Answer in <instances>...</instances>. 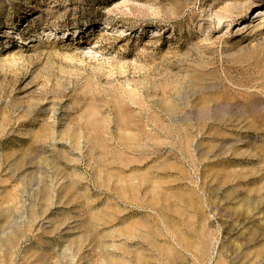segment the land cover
<instances>
[{
	"label": "rangeland",
	"instance_id": "374dc122",
	"mask_svg": "<svg viewBox=\"0 0 264 264\" xmlns=\"http://www.w3.org/2000/svg\"><path fill=\"white\" fill-rule=\"evenodd\" d=\"M252 1L0 0V264H264Z\"/></svg>",
	"mask_w": 264,
	"mask_h": 264
},
{
	"label": "bare ground",
	"instance_id": "6f19581e",
	"mask_svg": "<svg viewBox=\"0 0 264 264\" xmlns=\"http://www.w3.org/2000/svg\"><path fill=\"white\" fill-rule=\"evenodd\" d=\"M260 2H262V4H263V0L252 1L251 4H250V6H251V5L254 6V7L259 6V5H261ZM241 5H242V4L239 3V2H235L234 5H233V9H236V10L239 11V9L241 8ZM220 19H221V18H220ZM53 27H60V25H59V24H54ZM107 27H108V25H106L104 28L107 29ZM101 31H104V29L102 28ZM101 31H100V32H101ZM8 33H9V32H8ZM7 35H9V34H7ZM17 39H20V40H21V38H18V37H17ZM21 41H22V40H21ZM36 51H37V50H36ZM38 51H39V50H38ZM35 53H36V52H35Z\"/></svg>",
	"mask_w": 264,
	"mask_h": 264
}]
</instances>
